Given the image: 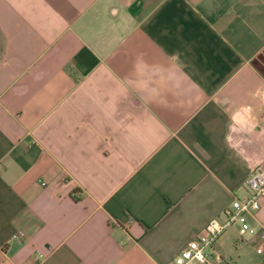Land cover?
<instances>
[{
	"label": "crops",
	"instance_id": "crops-1",
	"mask_svg": "<svg viewBox=\"0 0 264 264\" xmlns=\"http://www.w3.org/2000/svg\"><path fill=\"white\" fill-rule=\"evenodd\" d=\"M262 53L264 0H0V264H176L264 165Z\"/></svg>",
	"mask_w": 264,
	"mask_h": 264
},
{
	"label": "built area",
	"instance_id": "built-area-1",
	"mask_svg": "<svg viewBox=\"0 0 264 264\" xmlns=\"http://www.w3.org/2000/svg\"><path fill=\"white\" fill-rule=\"evenodd\" d=\"M248 188L245 193L237 194L231 203L224 208V219L211 218L205 231L192 238L176 256V264H217L219 256L213 249L218 236L231 224L240 225V233L254 234L258 227L252 222L257 219V212L264 199V165H256L247 177ZM22 235L23 232L19 231ZM258 250H261L259 248ZM45 254L39 252L33 264H40Z\"/></svg>",
	"mask_w": 264,
	"mask_h": 264
},
{
	"label": "rangeland",
	"instance_id": "rangeland-1",
	"mask_svg": "<svg viewBox=\"0 0 264 264\" xmlns=\"http://www.w3.org/2000/svg\"><path fill=\"white\" fill-rule=\"evenodd\" d=\"M257 61H258V63H260V64L263 66V68H264V53H262V54L260 55V58H259Z\"/></svg>",
	"mask_w": 264,
	"mask_h": 264
}]
</instances>
